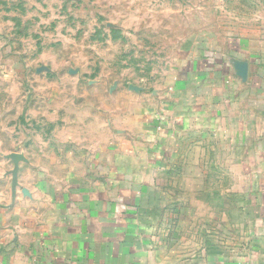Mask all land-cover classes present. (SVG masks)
<instances>
[{
	"label": "crops",
	"instance_id": "crops-1",
	"mask_svg": "<svg viewBox=\"0 0 264 264\" xmlns=\"http://www.w3.org/2000/svg\"><path fill=\"white\" fill-rule=\"evenodd\" d=\"M215 10L101 150L0 160V264H264V0Z\"/></svg>",
	"mask_w": 264,
	"mask_h": 264
},
{
	"label": "rangeland",
	"instance_id": "rangeland-1",
	"mask_svg": "<svg viewBox=\"0 0 264 264\" xmlns=\"http://www.w3.org/2000/svg\"><path fill=\"white\" fill-rule=\"evenodd\" d=\"M218 2L0 0V160L55 175L101 150Z\"/></svg>",
	"mask_w": 264,
	"mask_h": 264
}]
</instances>
